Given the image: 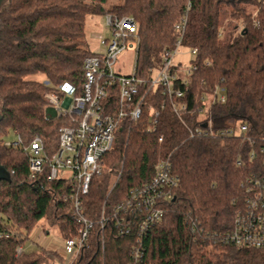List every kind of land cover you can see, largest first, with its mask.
<instances>
[{"label": "trees", "instance_id": "obj_1", "mask_svg": "<svg viewBox=\"0 0 264 264\" xmlns=\"http://www.w3.org/2000/svg\"><path fill=\"white\" fill-rule=\"evenodd\" d=\"M107 13L130 17L137 25L130 37L137 77L148 78L160 53L174 46L175 25L182 17L186 22L181 45L196 53L187 85L178 83L181 75L177 79L184 92L179 100L186 104L181 118L172 109L178 99L161 87H142L140 118L122 122L115 130L113 149L102 157L103 168L92 176L83 198L84 215L95 219L102 207L108 212L130 188L149 181L155 163L169 156L178 182L160 223L145 240L143 264H264V248L210 237L232 229L243 201L240 184L254 169L248 154L255 144L264 143L261 0H3L0 165L9 178H0V264L51 263L57 256L54 250L27 249L15 255L41 219L55 226L63 239L78 234L79 225L63 199L64 183L47 181L46 167L29 179L22 146L38 136L48 154L56 149L58 128L65 120L46 117L43 94H61L58 87L65 84L80 92L83 59L94 52L87 39L94 27L87 31L88 21ZM216 85L225 90L222 104L209 102ZM202 107L214 129L245 124V135L253 143L242 135L189 137L188 128L202 123ZM154 110L158 115L151 124ZM9 132L19 136L22 145H5ZM4 232L10 233L6 237ZM133 241L132 234L117 235L111 221L102 228L93 224L82 253L71 264H129Z\"/></svg>", "mask_w": 264, "mask_h": 264}, {"label": "built area", "instance_id": "obj_2", "mask_svg": "<svg viewBox=\"0 0 264 264\" xmlns=\"http://www.w3.org/2000/svg\"><path fill=\"white\" fill-rule=\"evenodd\" d=\"M188 7L189 3L186 8ZM102 17L104 26L109 30V38L103 39L99 33H91L96 34L105 45L102 51L93 52L83 59L80 92L76 94L71 85V98L64 97L63 86L58 87V90L62 91L61 94L58 91H47L43 94L49 109L46 117L65 120V124L58 128L56 149L48 154L38 136L22 148L27 155L29 179H35L46 167L47 181L60 180L64 183L63 199L69 202L71 216L79 225L77 235L63 239L62 245L66 255L75 258L82 253L93 224L102 228L111 221L117 235H133L129 264H143L145 240L150 231L160 223L164 205L172 197L171 189L178 182L177 176L172 173L169 156L155 163L149 181L130 188L126 196L114 203L108 212L102 207L95 219L84 215L83 198L88 193L92 176L99 174L103 168L102 157L113 149L115 130L122 122H135L140 118L142 87L163 88V92L168 96L178 99L172 102V109L177 116L181 118L185 113L186 104L179 100L184 95L181 86L187 85V77L194 67L190 65L184 69L186 77H180V86L177 83L179 74L174 58L178 53L177 48L181 45L186 18L182 17L175 25L174 46L160 53L158 66L149 69L148 78H141L135 76L134 70L129 75H120L113 69L118 55L132 47L130 37L137 32L136 23L130 17H117L109 13ZM253 24L257 26L258 21L254 20ZM190 50L194 58L196 49ZM225 99L224 88L216 85L209 102L222 104ZM202 100L207 101V96L204 95ZM205 112V107L199 109L198 119L202 123L188 128L189 137L222 139L242 135L245 140L253 143L245 135V124L214 129L211 122L206 120ZM153 114L151 124L156 122L158 111L154 110ZM4 144L22 145L19 136H16L15 140L4 138ZM248 160L253 163L254 169L240 184L243 201L234 215L233 227L230 231L210 237L238 246L264 248V143L254 145L248 154ZM239 162L240 159L237 160V163ZM9 233L4 232V235L7 237ZM51 238L49 232L41 228L35 237L28 241V245L16 248L15 255L18 256L30 245L47 249Z\"/></svg>", "mask_w": 264, "mask_h": 264}, {"label": "rangeland", "instance_id": "obj_3", "mask_svg": "<svg viewBox=\"0 0 264 264\" xmlns=\"http://www.w3.org/2000/svg\"><path fill=\"white\" fill-rule=\"evenodd\" d=\"M92 26L94 27L93 31L95 33H99L103 39L109 38V30L107 27L104 26L103 17L94 18L93 20H89L87 31H89V29ZM87 39H88L89 47L92 51L100 52L104 48L105 44H102L100 42V39L97 38L96 34H91V32L89 31ZM176 52L178 53L176 54L174 58V63L178 68L177 73L181 75L182 77H186L184 69L190 66V61L193 59V55L191 53L190 48L184 47L182 45H180L177 48ZM134 63H135V49L133 47H128L127 49H125L118 55L117 61L113 69L117 74L129 75L134 70ZM62 91L64 92V97H68V98L72 97L73 88L71 87L70 84L63 85ZM4 138L7 140H15L16 136L12 132H9L7 136H4ZM1 173H2V169L0 167V175ZM41 228L42 229L46 228L47 229L46 231L49 232V236L52 237L49 248L43 249V250H54L57 252V256L51 261L50 264H63L64 262L72 263L73 258L71 256L66 255V253L64 252L63 245H62L63 238H61V236L59 235L56 227L49 225L45 221V219H41L39 221L34 231L31 233L30 241L35 237L36 233ZM28 244L29 242L27 241L25 245H28ZM28 249L29 250L39 249V247L35 245H30L28 246Z\"/></svg>", "mask_w": 264, "mask_h": 264}, {"label": "water", "instance_id": "obj_4", "mask_svg": "<svg viewBox=\"0 0 264 264\" xmlns=\"http://www.w3.org/2000/svg\"><path fill=\"white\" fill-rule=\"evenodd\" d=\"M2 169V173L0 175V178H9V174L3 169V167L0 165Z\"/></svg>", "mask_w": 264, "mask_h": 264}, {"label": "flooded vegetation", "instance_id": "obj_5", "mask_svg": "<svg viewBox=\"0 0 264 264\" xmlns=\"http://www.w3.org/2000/svg\"><path fill=\"white\" fill-rule=\"evenodd\" d=\"M2 2H3V0H0V5H1Z\"/></svg>", "mask_w": 264, "mask_h": 264}, {"label": "crops", "instance_id": "obj_6", "mask_svg": "<svg viewBox=\"0 0 264 264\" xmlns=\"http://www.w3.org/2000/svg\"><path fill=\"white\" fill-rule=\"evenodd\" d=\"M90 32L92 33V32H94V31L92 30V31H90Z\"/></svg>", "mask_w": 264, "mask_h": 264}]
</instances>
